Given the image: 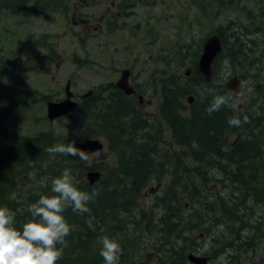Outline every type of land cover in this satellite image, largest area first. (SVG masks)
Returning <instances> with one entry per match:
<instances>
[{
    "label": "rangeland",
    "instance_id": "374dc122",
    "mask_svg": "<svg viewBox=\"0 0 264 264\" xmlns=\"http://www.w3.org/2000/svg\"><path fill=\"white\" fill-rule=\"evenodd\" d=\"M57 2L58 9L29 18L14 10L0 12V107H14L10 116L0 121V148L12 136H34L41 131L52 132L58 144L99 138L103 149L87 150L91 165H113L115 152L103 137H87L69 127V117L76 111L49 120L46 104L65 97L67 80L71 91L81 95L109 86L122 69H131L133 82L143 91L140 112L157 142L151 144V151L162 162L156 173L159 180L152 177L138 200L148 217L134 235L129 234L137 239L139 260L155 264L168 248L184 244L186 254L207 256L208 264H226L231 256H237L233 264H264L263 201L243 197L246 188L230 186L229 175L220 169L225 163L217 157H210L209 162L184 157L186 148L174 142L159 112L163 81L173 76L181 82L193 76L205 39L216 34L228 47H223V54L212 63L213 78L225 88L236 74L238 90L225 88L231 103L238 112H258L264 118V0ZM188 69L191 73L185 76ZM182 102L184 113H188L187 97ZM46 163L43 159L40 170H45ZM32 170L24 176L41 184ZM173 178L190 179L173 187V204L179 208L183 223L176 234L158 239L163 235L159 216L167 206L156 202L163 204L158 197L164 196ZM221 198L238 208V218L230 221L225 210L215 209ZM131 218L124 217L125 226ZM150 219V229L144 230V222ZM229 222L237 223L236 233Z\"/></svg>",
    "mask_w": 264,
    "mask_h": 264
},
{
    "label": "trees",
    "instance_id": "16d2710c",
    "mask_svg": "<svg viewBox=\"0 0 264 264\" xmlns=\"http://www.w3.org/2000/svg\"><path fill=\"white\" fill-rule=\"evenodd\" d=\"M57 1L0 0V12L14 10L29 18L58 9ZM222 43L227 49L225 40ZM222 54L223 51L219 55ZM188 95H193L195 100L190 104L189 112L184 113L182 99ZM215 95L229 97V104L209 115L206 109ZM101 99L102 102L93 93L83 101L74 115H68L69 127L87 137H103L108 148L115 152L113 165L107 162L104 165H89L79 157L51 155L47 149L58 144L52 132L12 136L0 148V207H7L15 213V226L18 229L31 219L28 205L42 195H52V179L60 176L66 168L71 169L78 189L89 193L93 190L99 192L88 205L90 212L79 214L71 208L65 211L64 216L73 226V231L66 237L67 246L63 248V256L57 264H104L99 254L103 237L120 243L123 253L119 264H144L137 255V239L129 234L134 235L141 228V222L148 217L147 211L139 208L138 204L142 191L152 177L160 178L156 173L162 162L154 158L151 151V144L157 142L149 130L146 131V120L127 99L124 100L117 92ZM13 108L9 104L8 107H0V121L10 116ZM159 112L171 129L174 142L186 148L184 157L200 162H209L210 157H217L225 163L220 169L229 175L230 186L238 190L246 188L243 197L251 196L264 203V118L260 113L248 110L238 112L231 103L229 92L214 78L210 82L206 81L197 70L193 76L181 82L173 76L163 81ZM229 119H237L239 123L230 125ZM43 159L47 160L46 168L40 170ZM230 166L234 168L229 170ZM30 169L42 180L41 184L26 179L24 173ZM87 170L101 172L100 179L93 185L86 180ZM180 181L187 183L190 179H171L164 196L158 197L163 204L156 202L162 207L167 206V211L161 210L159 216L163 235L158 239L166 240L176 234L183 223L179 208L173 204L176 201L173 187ZM186 183L183 185L186 186ZM207 207L210 209V204ZM215 209L222 213L225 210L224 216L230 221L238 218V208L235 209L226 198L218 200ZM126 215L132 216L128 226L124 222ZM176 215L179 216L176 218ZM144 223L143 229L149 230L151 219ZM229 224L233 233H236L237 223ZM128 227L133 230H128ZM190 230L193 232V228ZM213 246L217 247L215 242ZM186 251L184 244L176 248L171 246L166 250V255L162 254L156 259L155 264H189ZM236 259L237 256H231L226 264H233Z\"/></svg>",
    "mask_w": 264,
    "mask_h": 264
},
{
    "label": "clouds",
    "instance_id": "9594fccd",
    "mask_svg": "<svg viewBox=\"0 0 264 264\" xmlns=\"http://www.w3.org/2000/svg\"><path fill=\"white\" fill-rule=\"evenodd\" d=\"M229 100L227 96L215 95L206 111L211 115L227 106ZM228 122L230 125L239 123L237 119ZM47 151L52 155L79 157L89 165L92 163L87 152L77 147L75 141L56 144ZM51 192L52 195H42L28 205L31 219L19 229L15 226V213L7 207H0V264H57L67 246L66 237L73 231L64 216L65 211L71 208L79 214L88 213V205L99 195L98 190L89 193L78 189L71 169L67 168L52 179ZM101 244L99 254L104 264H119L123 253L120 243L103 237Z\"/></svg>",
    "mask_w": 264,
    "mask_h": 264
},
{
    "label": "water",
    "instance_id": "95a60500",
    "mask_svg": "<svg viewBox=\"0 0 264 264\" xmlns=\"http://www.w3.org/2000/svg\"><path fill=\"white\" fill-rule=\"evenodd\" d=\"M223 49L222 41L220 37L216 34L208 36L202 46L200 56L197 61V70L203 75L206 81H212L213 79V69L212 63L221 53ZM186 75H189V70L185 71ZM129 75V70L125 69L122 71L120 79L117 81V85L124 89L125 94H130L132 90L129 85H127V78ZM240 84V79L236 74H234L225 83V88L227 90L237 91ZM66 92L65 97L57 101H48L46 104V113L49 120H54L71 113L77 108V102L72 98V92L69 89V82L65 86ZM91 92H86L88 96ZM194 101L193 95L187 96V102L192 104ZM75 145L83 150H88L90 152L99 151L103 149V142L99 138H87L82 142H76ZM86 180L89 184H94L101 177V172L99 170H88L86 172ZM187 259L191 264H207L208 257L202 255H196L193 253L187 254Z\"/></svg>",
    "mask_w": 264,
    "mask_h": 264
},
{
    "label": "flooded vegetation",
    "instance_id": "af4514ba",
    "mask_svg": "<svg viewBox=\"0 0 264 264\" xmlns=\"http://www.w3.org/2000/svg\"><path fill=\"white\" fill-rule=\"evenodd\" d=\"M123 70H125V68L121 70V74H120V76H119L116 80H114L113 82H110V83H109V86H107V87H105V88H100V89H98L96 92H94V89H89V90H87L86 92H91V94H89L88 96L86 95V92L82 93L81 95H75V94L71 91V89H70V87H71V82H70V80H67L66 83L69 82V89H70V91L72 92V98L77 102V108H78V106H79L80 104H82L83 101H85L87 98H90V97L93 95V93L97 94V96H99V100H100V102H102V101H101V100H102L101 98H103V97H105V96H108V95H110V94L113 93V92H117L118 94H120V96H121L124 100L127 99V100L131 103V105H132L136 110L139 111L141 117H143L142 114H141V112H140V109H139V107H140L141 104L143 103V98H142V94H141V92H143V91H142V89L138 86V84H135V83L133 82V80H132V70H131V69H129V75H128V78H127V85H129V87L132 88V90L129 91V92H132V93H130V94H125L124 92H126V91H125L124 89L120 88V87L117 85V81L120 79ZM188 70H189V75H190L191 70H190V69H188ZM184 74H185V72H184ZM189 75H186V74H185V76H189ZM65 86H66V84H65ZM64 91L66 92L65 87H64ZM121 94H122V95H121ZM70 115H71V114H70ZM146 124H147V123H146ZM147 130H148V125H147V127H146V131H147Z\"/></svg>",
    "mask_w": 264,
    "mask_h": 264
},
{
    "label": "bare ground",
    "instance_id": "6f19581e",
    "mask_svg": "<svg viewBox=\"0 0 264 264\" xmlns=\"http://www.w3.org/2000/svg\"><path fill=\"white\" fill-rule=\"evenodd\" d=\"M220 56V55H219ZM217 59V58H216ZM214 66V65H213Z\"/></svg>",
    "mask_w": 264,
    "mask_h": 264
}]
</instances>
